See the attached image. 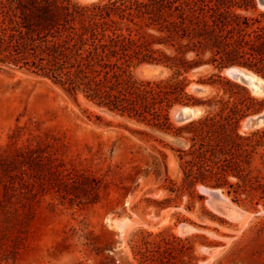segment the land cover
Masks as SVG:
<instances>
[{"label": "rangeland", "instance_id": "rangeland-1", "mask_svg": "<svg viewBox=\"0 0 264 264\" xmlns=\"http://www.w3.org/2000/svg\"><path fill=\"white\" fill-rule=\"evenodd\" d=\"M253 4L234 11L264 25V5ZM225 69L191 72L188 92L200 101L228 98L232 92L217 77L214 85L200 82L218 73L238 83ZM133 74L157 81L169 71L143 63ZM196 85L207 93L195 94ZM181 105L169 113L176 127L183 125L173 117ZM185 105H199L202 116L209 110ZM242 122L240 132H252ZM175 132L99 107L82 93L71 96L29 66L0 62V264H264L261 193L236 200L221 189L230 206L250 212L241 223L211 207L201 188L216 187L182 188L180 151L190 141ZM123 220L130 223L124 232L117 227Z\"/></svg>", "mask_w": 264, "mask_h": 264}, {"label": "trees", "instance_id": "trees-1", "mask_svg": "<svg viewBox=\"0 0 264 264\" xmlns=\"http://www.w3.org/2000/svg\"><path fill=\"white\" fill-rule=\"evenodd\" d=\"M253 0H0V62L42 72L71 96L82 93L109 111L147 122L190 141L180 151L184 187L203 184L264 198V129L241 133L247 116L264 110L245 86L218 73L232 92L200 101L187 90L201 67L239 65L264 77V25L235 8ZM169 75L137 79L143 64ZM23 65V66H22ZM226 92V91H225ZM239 98H234V95ZM207 105L204 116L174 126L175 105ZM174 192V190H171Z\"/></svg>", "mask_w": 264, "mask_h": 264}, {"label": "water", "instance_id": "water-1", "mask_svg": "<svg viewBox=\"0 0 264 264\" xmlns=\"http://www.w3.org/2000/svg\"><path fill=\"white\" fill-rule=\"evenodd\" d=\"M93 1V0H89ZM261 5H264V0H259ZM224 73L230 79L249 87L251 92L257 96L264 97V77L248 71L240 66H230L225 69ZM197 95H204L207 93V88L204 85H196L192 88ZM203 114V110L199 105H181L174 109L173 117L176 123L186 124L192 122ZM264 127V111L247 116L241 125L243 131H253ZM209 192V202L219 212H231L236 215L242 213L230 206L224 198L223 191L220 188H207Z\"/></svg>", "mask_w": 264, "mask_h": 264}, {"label": "bare ground", "instance_id": "bare-ground-1", "mask_svg": "<svg viewBox=\"0 0 264 264\" xmlns=\"http://www.w3.org/2000/svg\"><path fill=\"white\" fill-rule=\"evenodd\" d=\"M83 2H85V3H91V2H93V1H96V0H93V1H89V0H82ZM199 188H201V186L199 187ZM202 189V191L203 192H205L207 195H209V192H210V190L209 189H207V188H201ZM226 197L227 196H224V198L226 199ZM227 200H229V199H227ZM228 202V201H227ZM230 203V202H229ZM209 205V204H208ZM211 207H212V205H211ZM215 211H217V212H219L215 207H212ZM211 208V209H212ZM233 208H235V207H233ZM236 209V208H235ZM240 211H241V208H240ZM244 211V210H243ZM243 211H241V212H243ZM239 212V211H238ZM226 213V212H225ZM250 213V212H249ZM249 213H245V211H244V213H242V214H240L239 215V217H240V219H241V223H244L246 220H248V219H250V217H251V215L249 214ZM230 214V213H229ZM252 214V213H251ZM233 215V214H232ZM253 215V214H252ZM224 216V215H223ZM235 217V216H234ZM233 217V218H234ZM238 217V218H239ZM125 219V218H124ZM237 220V219H236ZM234 221H235V219H234ZM130 224V223H129ZM128 224V222H127V220H123V221H121V222H119L118 223V228L122 231V232H124L125 230H126V227H127V225H129ZM242 225V224H241ZM184 226H182V228H183ZM186 229V228H185ZM183 231V230H182ZM120 232V231H119ZM124 234V233H123ZM121 236H123V235H121Z\"/></svg>", "mask_w": 264, "mask_h": 264}]
</instances>
